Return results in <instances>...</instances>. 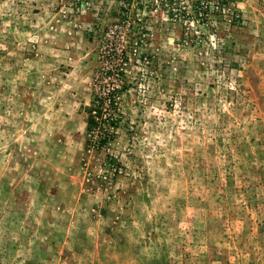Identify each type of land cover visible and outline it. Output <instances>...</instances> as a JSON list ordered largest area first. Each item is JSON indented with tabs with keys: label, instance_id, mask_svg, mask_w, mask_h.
Segmentation results:
<instances>
[{
	"label": "rangeland",
	"instance_id": "374dc122",
	"mask_svg": "<svg viewBox=\"0 0 264 264\" xmlns=\"http://www.w3.org/2000/svg\"><path fill=\"white\" fill-rule=\"evenodd\" d=\"M8 217L54 245L8 257ZM30 254L264 264V0H0V264Z\"/></svg>",
	"mask_w": 264,
	"mask_h": 264
},
{
	"label": "crops",
	"instance_id": "0c3cea01",
	"mask_svg": "<svg viewBox=\"0 0 264 264\" xmlns=\"http://www.w3.org/2000/svg\"><path fill=\"white\" fill-rule=\"evenodd\" d=\"M5 227L2 228V232H4V236H6V239L8 242V248H9V254L8 257H12V252L15 250V248L22 247V248H38L44 244L48 245H54L53 241L56 239L52 235V229L50 228V231L46 229H41L39 226L35 227L31 224H26L24 227H22L21 220L19 217L17 219H12L10 217L5 220ZM24 228V229H22ZM40 228V229H39ZM42 232V234H39V232ZM17 232H24V237L21 239V235H19L17 238L13 236L14 233ZM38 232V234H37ZM42 235V236H41ZM34 256L30 254L28 259L24 261L23 264H34ZM10 262V261H7Z\"/></svg>",
	"mask_w": 264,
	"mask_h": 264
},
{
	"label": "trees",
	"instance_id": "16d2710c",
	"mask_svg": "<svg viewBox=\"0 0 264 264\" xmlns=\"http://www.w3.org/2000/svg\"><path fill=\"white\" fill-rule=\"evenodd\" d=\"M105 142H106V140H103V141H102V143H105Z\"/></svg>",
	"mask_w": 264,
	"mask_h": 264
}]
</instances>
